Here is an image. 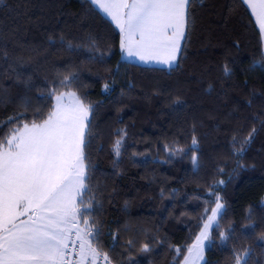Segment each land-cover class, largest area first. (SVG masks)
Returning <instances> with one entry per match:
<instances>
[{
  "label": "trees",
  "instance_id": "obj_1",
  "mask_svg": "<svg viewBox=\"0 0 264 264\" xmlns=\"http://www.w3.org/2000/svg\"><path fill=\"white\" fill-rule=\"evenodd\" d=\"M191 18L184 50L169 71L125 60L118 29L88 0L0 4V139L22 127L21 114L23 123L38 112L46 117L55 102L48 95L53 82L76 73L73 87L57 94L76 92L94 106L86 163L98 201L93 216L103 231L101 255L114 264H174L172 246L193 243L205 207L215 206L206 203L209 186L219 181L215 190L226 210L221 230H233L227 243L211 231L203 264H234L233 251L244 248H251L249 264H264L262 36L239 0H197ZM92 41L105 52L103 61ZM253 127L254 138L238 157L232 138L242 141ZM249 224L255 228L246 232ZM144 243L152 252L140 251Z\"/></svg>",
  "mask_w": 264,
  "mask_h": 264
},
{
  "label": "snow or ice",
  "instance_id": "obj_2",
  "mask_svg": "<svg viewBox=\"0 0 264 264\" xmlns=\"http://www.w3.org/2000/svg\"><path fill=\"white\" fill-rule=\"evenodd\" d=\"M3 2L0 0V4ZM239 2L251 7L264 33V0ZM90 3L114 22L122 53L144 62L155 60L171 71L184 50L182 41H186L190 33L191 9L197 0H90ZM90 47L100 52L99 59L103 61L105 52L100 51L95 41ZM4 55L6 58L7 53ZM224 73L229 74L227 65ZM77 80L76 73H69L54 81L48 95L55 103L46 117L38 112L31 122L23 123L21 114L22 127L15 129L10 138L0 139V264H97L101 258L103 231L93 216L98 201L90 183L85 153L94 106L76 92L57 94L59 88H71ZM103 87L108 90L110 86L105 83ZM122 132L118 130L117 136ZM255 133L253 127L242 141L237 142L235 136L232 138L235 155L242 157ZM121 144L122 139H117L113 145L117 157ZM197 145L193 135V150ZM192 161L195 166V155ZM237 166L244 167L239 161ZM223 183L219 181L209 186L206 203L215 206L205 207L194 242L186 247L172 246L177 253L174 264H201L206 248L212 243L210 231L218 233L221 243L230 239L232 227L221 230L226 210L215 190ZM87 217L93 218L89 221ZM254 228V224H249L244 230ZM73 235L74 258L69 259L73 253L69 251L68 241ZM111 235L115 241L116 234ZM260 239L264 241V235ZM127 246L135 247V241L128 240ZM152 250L150 243L140 248L143 253ZM250 254L251 248L233 251L234 264H249ZM102 258L106 264H114V258L107 253ZM127 264H133L132 260Z\"/></svg>",
  "mask_w": 264,
  "mask_h": 264
},
{
  "label": "crops",
  "instance_id": "obj_3",
  "mask_svg": "<svg viewBox=\"0 0 264 264\" xmlns=\"http://www.w3.org/2000/svg\"><path fill=\"white\" fill-rule=\"evenodd\" d=\"M90 2V0H88ZM253 3L257 2V0H252ZM102 15H104L109 21L110 18L108 16H106L102 10H100L97 6L93 5ZM247 7V9L249 10V12L251 13V15L253 16L254 20H255V23L256 25L258 26L259 30H260V27H259V21L256 19V16L255 14L252 12V9L251 7H249L248 5H245ZM111 23L115 26L114 22L111 21ZM260 33H261V36H262V41H263V48H264V33L261 32L260 30ZM123 57L125 60H127L128 62H131V63H135V64H138V65H142V66H149V67H159V68H167L165 65L163 64H160V63H157L155 60H152V61H148V62H144V61H141L138 57H135V56H132V57H129L127 56L126 53H123ZM174 66V65H173Z\"/></svg>",
  "mask_w": 264,
  "mask_h": 264
},
{
  "label": "built area",
  "instance_id": "obj_4",
  "mask_svg": "<svg viewBox=\"0 0 264 264\" xmlns=\"http://www.w3.org/2000/svg\"><path fill=\"white\" fill-rule=\"evenodd\" d=\"M75 240V236L73 235L68 243H69V251L73 253V255H70L69 256V259H73L74 258V248H73V241ZM78 243V242H77ZM97 264H106V262L103 260V258L101 257L98 261H97Z\"/></svg>",
  "mask_w": 264,
  "mask_h": 264
},
{
  "label": "rangeland",
  "instance_id": "obj_5",
  "mask_svg": "<svg viewBox=\"0 0 264 264\" xmlns=\"http://www.w3.org/2000/svg\"><path fill=\"white\" fill-rule=\"evenodd\" d=\"M63 93H67V92H63ZM68 102V99H67V97L65 98V103H67ZM55 103V102H54ZM10 138V137H9ZM211 213H209V215H210ZM22 219H23V217H22ZM81 227H83V224L81 223V225H80ZM210 233H211V231H210ZM194 242V241H193ZM101 257H103V255H101ZM203 262L204 261H202L201 262V264H203Z\"/></svg>",
  "mask_w": 264,
  "mask_h": 264
}]
</instances>
